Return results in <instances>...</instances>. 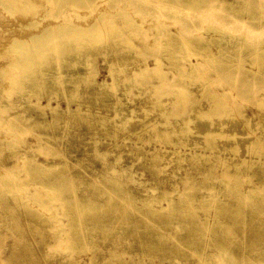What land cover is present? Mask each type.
Listing matches in <instances>:
<instances>
[{
	"label": "rangeland",
	"instance_id": "1",
	"mask_svg": "<svg viewBox=\"0 0 264 264\" xmlns=\"http://www.w3.org/2000/svg\"><path fill=\"white\" fill-rule=\"evenodd\" d=\"M11 1L16 8L0 3L4 28L29 16L39 22L0 36V264H264V0H80L79 7L70 0L44 18L27 0ZM65 10L79 23L75 13L119 26L99 30L92 67L36 59L39 83L56 73L50 64H62L69 74L98 71L99 82L113 85L105 98L82 100L89 120L65 113L56 122L48 113L44 124L25 106L37 77L11 68L18 56L3 47L15 32L27 37L61 23ZM204 45L221 49L219 58L196 56ZM198 60L205 62L191 72ZM117 101L120 111L101 105ZM10 102L15 109L4 106ZM24 109L30 118L22 125L3 121ZM167 128L187 132L156 136ZM208 130L235 138L218 137L219 149H210ZM193 152L209 160L194 165ZM25 155L61 165L31 171Z\"/></svg>",
	"mask_w": 264,
	"mask_h": 264
},
{
	"label": "bare ground",
	"instance_id": "2",
	"mask_svg": "<svg viewBox=\"0 0 264 264\" xmlns=\"http://www.w3.org/2000/svg\"><path fill=\"white\" fill-rule=\"evenodd\" d=\"M18 1L20 2L21 0H18ZM69 1L70 0H27V3H29L28 10L32 9L33 13H35V14L39 13L37 17L41 16L42 18H44V17H47L54 12L62 13L63 9L67 6ZM12 2L13 1H11V0H3L0 3H3L4 7H6V8L11 7L12 9H14L16 7L14 6V3H12ZM74 4L76 5V7L82 6V4H80V0H74ZM26 16L28 17V15H26ZM62 16L63 17H62L61 23H51V22L45 23L43 25L42 30H40L38 33H33L34 31L26 32L28 34L27 37L22 36L23 34L21 36L15 35L16 32L13 35H10V33H9L10 36L8 39H6V41L8 40V44H7L8 46L5 45V47H3V48L9 47V49H12L11 51H13L16 54V56H18V60L16 62H14V61L11 62V60H14V59L9 60L10 63L9 62L8 63L10 64V67L11 68L12 67H18L19 69L23 70L24 72H26L28 69H30V76L32 78L34 76L35 77L38 76V71L36 70V65H35L36 64L35 60L38 58L40 60H42V62H46V63L48 62V60H52V59H55L58 62H62V60L63 61L69 60L68 61V69L75 68L76 67L75 65L78 66L79 62H81V64L84 65L85 68H86V66L92 67V65H93L92 61L95 59V55L93 53H90V51L92 50L93 52H95V50H97L96 43L99 40H101L100 38L104 34V33H101L99 30H101V31L104 29L105 30H113L119 26V24H115V23H107V22L104 23V21H108L109 17H106V16L103 17V15L100 16V19H102L101 21L97 20V18H94L91 21L89 20L87 23H85L87 21L86 15H83L80 13H75V17L79 20H84L85 21L84 23H79V22L75 21L73 14H71L69 12V10H65L63 12ZM38 20H41V19H38ZM20 21H21V19H20ZM2 22L0 21V30H2V31L4 30V32L0 33V36H3V34L6 35L5 30H7V31L13 30V29L16 30L17 28H19V25L21 28H25V30L26 29L27 30H34V29H32V27L35 26L36 23L39 21H36V20L33 21V18H31V16H29L27 21L22 22L21 24H16L17 28L16 27L4 28ZM131 23H135V20L131 21L130 23L127 22L126 26L127 25L131 26ZM7 24H9V23H7ZM9 26H11V25H9ZM5 38H7V37H5ZM204 38L205 37H199L198 40H202ZM1 40H2V38H1ZM209 40H212V41L215 40L214 36H212L211 39H209ZM1 45H3V44H1ZM217 46H219V44ZM85 47L86 48L88 47V50L82 51L83 53L82 52L80 53V50H82ZM94 48H95V50H94ZM201 48H199V53H196V56H199L201 58H205L206 60H207V58L211 59V60H214V59L216 60L217 58H219L218 54H219L221 49L216 48L217 51H215V49H212L210 47L208 48L206 45L201 46ZM200 51H203V52L200 53ZM204 53H207V56H205ZM0 57H1V55H0ZM88 60H89V62H87ZM156 60H157L158 64H160V60L159 59H156ZM203 62H205V60L204 61L203 60L202 61H200V60L193 61V63H192L193 66H192L191 72L198 71L202 67V64H204ZM46 63L41 64V66H45L44 64H46ZM34 65H35V68L33 69ZM157 65L155 67H152V70L157 69L158 68ZM50 68H52L56 73L53 76H51L52 78L47 80L45 84L43 83V85L39 83V80H41V79H39L37 77V79H36L37 84H35L33 87H31L30 93L28 95V99H27V101H25V106L27 107L28 111L30 113L34 111V113L37 115V118L40 119L42 122H44V124H47L46 118H47L48 113L52 114L53 119L56 122L58 120H60L61 118H63L62 116L65 113H70V114L75 115L76 117H78L80 119L87 121V120H89L90 116H92V114H90L89 109L88 110L82 109V104H83L82 100L85 98H95V99H98L101 97L105 98L111 94V90L109 88H111L113 83L108 82V81L99 82V80H97L98 71L86 69L85 70L86 72H84V71L81 72L79 70L77 72H73V73L69 74V73H65L67 66L64 67V66H62V64L58 65L57 67L52 66V64H50ZM6 70H8V69H6ZM11 73H12V70H11ZM112 73L113 72L110 69V74H112ZM42 74L46 75L47 73L43 71ZM15 76L12 78V81H13V79H15V81L22 80L21 78H17V76L15 78ZM6 77L7 76H5V78ZM210 79H212V78H210ZM9 80H11V78ZM8 81H6V82H8ZM83 85H85V89H83V94H82L81 92H82ZM95 85H97V87H100V88L103 87L104 89L99 90V88H97ZM6 88H5V90H6ZM75 88L81 89V92H79L78 94L75 93L74 92ZM105 88H107V89L105 90ZM44 90H46V93L44 92ZM181 93H183V92H181ZM88 94H90L89 97H88ZM178 95H180V94L178 93ZM33 97H36V101L32 100ZM44 97L47 98V101H48L47 103H43L46 100H43V102H42V98H44ZM216 98H217L218 102H221L220 97L216 96ZM62 100H64L67 103L66 108H64L61 105ZM217 100H215V101H217ZM54 102H56V104ZM74 103H77V105H78L77 107L75 106L76 108H74V106H73ZM101 105L107 106L109 108H114L117 111L118 110L120 111L122 109V107L120 105L118 106V101L117 102H110V103L109 102L103 103ZM4 106L11 109V110L15 109L14 104L11 102L8 105H4ZM0 108H2L1 105H0ZM94 112H96V111H94ZM201 113H202V117L207 116L209 114L208 111H206V110L201 111ZM29 118H30V115L27 114V111L26 112L21 111V112L16 113V114L9 115V117L7 119L6 118H2V119L5 123H9L11 126H20V125H22L23 121L28 120ZM112 119L113 118L108 117L107 115H99V120L103 123H106ZM66 122L67 121H65V123ZM245 124H249V119L246 120ZM149 125H151V124H147L146 127ZM182 128L184 129L185 127H182ZM183 129L177 130V129L173 128L172 131H169L167 128L165 131L156 130L154 132L156 133V136H159L163 140H168L170 137V133H173V132L174 133L175 132L180 133L183 136H185L187 131L183 130ZM191 131H192V129H191ZM204 135H205V137H207V145H208V148H210V149H216V148L219 149V146L215 142V140L218 137L235 138L234 135H232V134L231 135H225L224 132H221V131L219 132V131L208 130L207 132H204ZM36 136H40V135H36ZM183 136H181V139L183 138ZM70 137H72V135ZM35 141H36V139H35ZM171 143L179 144V143H175V142H171ZM200 147H202V146H200ZM30 149H32L34 152L35 151L43 152L42 151L43 149L41 147L35 148L33 146H30ZM205 150H206V148L204 147V150L202 152H204ZM233 150L236 151L237 147L233 148ZM221 151H222V149H221ZM25 152H27V150H25ZM60 155H62V154H60ZM64 159H65V157H64ZM190 159L192 160L191 163H193L194 165H195V163H198V165H199L201 163L202 159L208 161L209 155L204 154V153L193 152L191 154ZM23 160H24V165H26V167H29V170L31 169V171H34V170L51 171L52 169L58 168L61 165L60 163L45 164L43 162L37 161L34 156L29 157L27 155H25L23 157ZM160 160H162L160 156H157V155L154 156L152 159V165L150 166V168L153 170V172L155 174L156 179L158 178V175L162 171V168H160V166H159ZM182 160H184V159L181 158V161ZM32 161L35 165L34 167L31 166L33 164ZM35 167H36V169H34ZM261 168H263V170H264V161H262V160H261ZM0 178H1L0 181H3L2 179L5 178V175L0 174ZM71 186H73V185H71ZM55 188H59V187H55ZM171 204H172V202H168L166 209H168V207H171ZM147 205H149V204H147ZM156 210H158V209H156ZM21 240H23V239H21ZM24 247H26V245ZM36 264H39V263L36 261ZM85 264H93V262L89 261V262H86Z\"/></svg>",
	"mask_w": 264,
	"mask_h": 264
}]
</instances>
